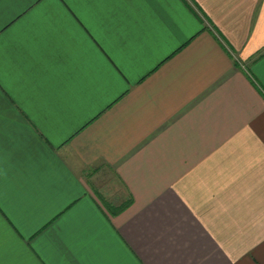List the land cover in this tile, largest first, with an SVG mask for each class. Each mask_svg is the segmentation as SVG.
<instances>
[{
  "label": "crops",
  "instance_id": "crops-1",
  "mask_svg": "<svg viewBox=\"0 0 264 264\" xmlns=\"http://www.w3.org/2000/svg\"><path fill=\"white\" fill-rule=\"evenodd\" d=\"M0 264H264V0H0Z\"/></svg>",
  "mask_w": 264,
  "mask_h": 264
},
{
  "label": "trees",
  "instance_id": "trees-1",
  "mask_svg": "<svg viewBox=\"0 0 264 264\" xmlns=\"http://www.w3.org/2000/svg\"><path fill=\"white\" fill-rule=\"evenodd\" d=\"M126 207H127V204L125 206L121 207V209L119 211L125 209Z\"/></svg>",
  "mask_w": 264,
  "mask_h": 264
}]
</instances>
